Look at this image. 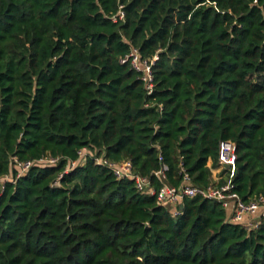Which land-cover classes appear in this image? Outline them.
Returning a JSON list of instances; mask_svg holds the SVG:
<instances>
[{
    "label": "trees",
    "instance_id": "trees-1",
    "mask_svg": "<svg viewBox=\"0 0 264 264\" xmlns=\"http://www.w3.org/2000/svg\"><path fill=\"white\" fill-rule=\"evenodd\" d=\"M220 140L233 191L264 195V0H0V175L58 158L5 183L0 264H264V222L201 196L174 216L94 162L204 187Z\"/></svg>",
    "mask_w": 264,
    "mask_h": 264
},
{
    "label": "built area",
    "instance_id": "built-area-1",
    "mask_svg": "<svg viewBox=\"0 0 264 264\" xmlns=\"http://www.w3.org/2000/svg\"><path fill=\"white\" fill-rule=\"evenodd\" d=\"M119 17H123L122 11H119ZM122 63L128 62L136 71L140 73V77L144 82L148 93L153 89V77L151 66L154 58L145 60L140 57L139 51L135 47H131L129 53L120 59ZM85 153L80 151L79 156ZM236 151L235 144L230 140H220L218 144L217 162L222 168V178L224 183L211 182L207 186L199 187L192 184L191 176L181 169L182 180L179 185L174 186L165 182L166 165H162L160 169L153 172L154 177L158 180V186H153L151 178L140 175L132 169L129 160L114 162L104 157H95L94 162L101 164L112 171L118 179L129 178L134 182L136 190L140 193L153 195L157 204L171 208L172 214L175 216L179 213L180 205L185 197L201 196L219 203L229 213V220L234 223L243 225L247 230L257 228L264 222V195L256 196L250 200H243L239 194L233 191L232 179L236 172ZM37 162H45L54 164L58 158L42 157ZM31 160L19 161L13 158L18 171L15 175H0V196L4 190L7 181L14 182L24 172L31 168L36 162ZM76 161H72L70 166H74Z\"/></svg>",
    "mask_w": 264,
    "mask_h": 264
},
{
    "label": "crops",
    "instance_id": "crops-1",
    "mask_svg": "<svg viewBox=\"0 0 264 264\" xmlns=\"http://www.w3.org/2000/svg\"><path fill=\"white\" fill-rule=\"evenodd\" d=\"M207 166L210 168L211 171V180L213 182L219 183L224 177L222 178V168L219 166L218 162L215 165L211 159L208 160Z\"/></svg>",
    "mask_w": 264,
    "mask_h": 264
},
{
    "label": "water",
    "instance_id": "water-1",
    "mask_svg": "<svg viewBox=\"0 0 264 264\" xmlns=\"http://www.w3.org/2000/svg\"><path fill=\"white\" fill-rule=\"evenodd\" d=\"M182 207V205H180V208Z\"/></svg>",
    "mask_w": 264,
    "mask_h": 264
}]
</instances>
